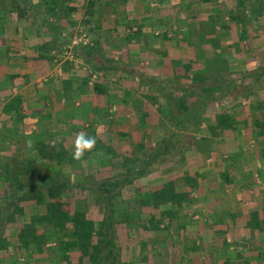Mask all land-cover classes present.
Here are the masks:
<instances>
[{"label":"rangeland","instance_id":"rangeland-1","mask_svg":"<svg viewBox=\"0 0 264 264\" xmlns=\"http://www.w3.org/2000/svg\"><path fill=\"white\" fill-rule=\"evenodd\" d=\"M230 1L235 7L236 4L233 0H160L155 2L152 0H67L66 5H73L76 9L70 15L65 12V5L63 6L61 3H59V9L56 12L58 15H53L46 11L40 0H29L27 2V5L33 4L29 8L33 20L36 22L35 29L32 33L29 32V36L43 37L45 42L53 37L57 39L54 42V48L49 53L53 56V59L48 61L53 62L58 70L64 71L65 75L72 77L71 81L66 84L69 90H72L77 84H81L80 87L83 88V91L87 89L91 91L90 88H93V82L101 83L102 80L108 82L111 89L119 88V82L112 72L108 73L107 70H99V66H97L98 59L112 62L118 60L121 64L126 61L131 49L140 51L143 40L148 42V40L154 41V39L158 38L161 41L160 46L165 47L162 51L164 60H171L169 63L166 62L164 64L165 71L169 76L168 82L165 81V85L171 84L173 86V92L171 91L167 95L169 94V98L174 100V104H179L180 106L182 103L192 104L196 100L197 95L190 86L195 85L200 91L211 92L217 83L224 81L221 78L222 75L231 76L230 78L234 77V80H236L235 84L240 85L234 91L235 97L221 100L215 99L217 108L221 110L229 109V112L236 119L238 128L236 137L240 142L238 150H236V138H230V132H227V139L230 138L229 140H222L221 142L214 140L212 142L209 139L211 136L219 139L222 135L220 131L218 135L214 136L208 130L207 123L210 122H208L209 118L212 117L211 119H213V114L206 110L207 107L203 109L206 111L201 116L202 118L198 116L195 117L194 121H182L179 116L173 115L172 112L169 113V108L171 107H168L167 104L165 105V102H159V99H156L158 112L156 114L153 113V116L147 114L156 122L154 123L156 127L153 130H147L146 133L143 132L142 135L139 134V136L140 140L145 143L143 149L146 148L147 144L150 146L158 141L163 142V147L161 154L157 155L158 159L146 166L150 173L138 178L134 184L138 188L141 184L155 187L161 182L170 180L172 174L178 173V177L175 178L178 182V188L187 189L191 198L189 197L190 201L184 204L187 208H178L172 218H166L163 221L161 224L162 229L156 231H147V229L133 230L128 235V229L125 230L122 225L117 239V250L118 253H121L122 264H164V258L169 264H171V260L175 261L174 264H179L183 258H180L179 255L185 250L186 244L190 242L187 238L190 235L186 231L206 232V228L208 229V227H205L206 220L209 218L211 207L214 206L215 213L219 214L222 212V219L220 221L217 220V224H211L210 228L211 231L218 232V236L222 237L219 232L225 233L227 239L234 241L235 232L240 234L244 229L246 234L264 236V206H262L264 202L261 203V201H264L261 200V198H264V178L255 176L254 173L250 172L264 170V154L262 153L264 137L257 136L253 132L252 127L254 118L264 119V78L259 77L260 83L252 85V77L249 75L251 72L255 74L261 70L259 68L263 67L264 46L260 40L252 42L250 39L248 42L239 43L238 36L235 33L236 26L231 31L221 28L222 13L227 14L226 12L231 6V4L229 6ZM248 12L249 10L247 14ZM223 18L229 20L227 15L223 16ZM148 20L152 24L148 25V29L152 33L150 37L152 38L142 39L140 35H132L133 32H138L136 31L137 29L143 30L141 26ZM5 22V19L2 20L3 26ZM64 23L67 25H64ZM41 24L47 25L46 28L42 27L39 29ZM10 26L14 28L15 25L12 24ZM251 27L253 29L257 27L263 28L264 15L254 19ZM10 31L12 32L13 30L10 29ZM60 31H62L61 38L58 37ZM164 33H167L168 37L163 38ZM128 35L132 36V38ZM216 38L219 41H216ZM74 41H77V43ZM185 43H188L189 47L191 46L192 54L187 50ZM172 45L175 48H172ZM203 46H205V49ZM80 48H83V51H80ZM110 50L119 52L118 57L115 58L113 56L115 59L108 58ZM51 63H49L50 66ZM106 68L108 69V67ZM86 81H90V83L85 85L84 82ZM173 108H175V105ZM137 113L135 114L137 115ZM142 114L146 115V113L139 112L137 116ZM206 117L208 118L207 121H205ZM92 123V121H84L83 126L81 125L77 128L78 130L82 127L83 130L80 133L93 137L96 143L90 151H85L81 160L76 162L75 171L84 175H94L99 168V157L103 158L105 165L114 166L113 171H117L118 165H112V162L118 164L119 161H112L111 158L116 157L115 153H120L118 151H121L124 146L121 144L125 143L126 140L123 139L124 137L118 138L117 143L119 145H114L115 147L111 142L110 150L113 152L109 153V145H103L105 139L102 140L103 136H100L104 133V128L99 131L92 126L94 125ZM92 131H95V134L91 136L90 133ZM232 134L235 133L232 132L230 135ZM125 137L128 138V136ZM71 140H68L66 144L65 141H63V144L53 140L49 144L51 155L68 152L73 157L75 139ZM11 147L17 149L16 146L7 147L6 150H3L4 158L9 157L8 159L12 160L11 163L15 166L16 171L23 166L17 162V160L23 158V155L20 151L9 153L8 150ZM1 150L2 148H0ZM25 152L26 156L38 155L37 150L32 151L34 154L32 153L31 155L27 150ZM122 152L125 151L122 150ZM214 153L218 155L217 159L210 160L209 156ZM39 160L38 165L41 163L52 164L49 159L39 158ZM105 165L101 171H107L109 166ZM233 165L235 166L233 167ZM241 165H245L246 168L250 169L249 176L251 175V178H254L252 180L256 181V183L260 182V184L254 186V188H247L245 191L248 192L241 193L237 200L242 204H244L243 202L247 203L246 201L256 203L259 213L252 211L249 216L247 215L249 211L241 206L244 212H248L245 214L236 210L238 215H240L238 216L240 218L237 219L240 223L238 224L232 216L230 217L229 215L227 217L226 212L228 213L229 210L222 208V201H230L228 187L232 186V183H224L222 179L224 173H221L222 171L219 172V169L223 168V171L230 170V173L233 169H236L237 172L241 170ZM42 166V168H46L45 165ZM15 171L12 173H15ZM185 175H195L200 181L199 187L194 189V187L190 188V186H187L184 180ZM205 175H212V178H210L212 183L209 181L208 176ZM214 175L217 178L216 176L213 177ZM157 176L158 179H156ZM92 178L95 179L96 176L94 175ZM4 180L3 177L0 178V206L3 205L5 196L3 190L5 187V184H3ZM206 180L209 181L208 185L204 184ZM121 194L124 201V199L134 197L136 191H133L132 187H125L124 190L122 189ZM141 195L142 193L140 192L138 195L139 199ZM231 199L234 200V196ZM201 207H204V210L199 211ZM99 209L100 207L92 202L90 203L89 214L93 218L98 219ZM190 210L191 212L196 210V214H198L194 224H189V218H185L186 215L187 217L189 216L188 211L190 212ZM200 212H203L202 215ZM148 216L146 213L143 215L144 218ZM247 218L250 221L247 222ZM230 219H235L234 223ZM252 228H255V230ZM201 236L200 234L196 237L201 239L199 244L203 245ZM247 242L239 243L240 249L238 250L240 253L238 257L230 256L232 254L231 247L226 248L228 253L226 252L224 256L227 255L229 257L227 260L231 264H241V262L242 264H264V244L263 246L252 248V240H247ZM218 243L221 244L222 242L219 240ZM224 243L228 244V241H223V245ZM13 252L14 258L19 262L18 264H51L49 261L45 262V260L37 259L41 258V255L36 254L35 257L27 256L24 248L15 249ZM166 252L171 255L175 254L176 257H167ZM183 260L185 259L183 258ZM9 262L11 260L1 264H8ZM222 262L221 260L217 264H223ZM85 264L88 263L86 262ZM189 264L202 263L190 259Z\"/></svg>","mask_w":264,"mask_h":264},{"label":"trees","instance_id":"trees-1","mask_svg":"<svg viewBox=\"0 0 264 264\" xmlns=\"http://www.w3.org/2000/svg\"><path fill=\"white\" fill-rule=\"evenodd\" d=\"M28 1L0 0V27H3L2 20L8 18L23 26L34 27L36 22L29 8L33 4L27 5ZM40 1L46 11L53 15H58L56 12L59 3L65 5V12L68 15L76 10L73 5H66L67 0ZM233 2L236 4L235 7L230 1L229 6L230 4L231 6L227 14L222 13V17L219 15L223 19L221 28L231 31L236 26L235 33L239 43L248 42L250 39L252 42L260 40L264 46V27L256 29L251 27L254 19L264 15V0H233ZM225 15L229 20L223 18ZM46 26L41 24L39 29ZM56 40L53 37L40 46L44 53H40L43 59H53L49 53L54 48ZM215 40L219 41L217 38ZM80 49L83 51V48ZM259 69L261 70L255 74L252 72L249 74L252 77V85L260 83L259 77L264 78V65ZM230 77L222 75L224 81L217 83L211 92L200 91L195 85L190 86L197 95L192 104L182 103L181 106L174 104V100L165 93L166 104L171 107L169 113L179 116L182 121H194L195 117L203 116L215 103V99L236 96L234 91L240 85H236L234 77ZM84 83L88 85L90 81ZM93 90L99 95L105 93L101 83L97 81L93 82ZM174 105L175 108L172 109ZM205 107L207 109L203 110ZM147 117V114H142L141 118H138L139 122L145 125ZM211 118L208 120L206 117L205 121H210L207 123V128L214 136L218 135V131L236 133L238 130L236 119L229 109L217 111L213 114V119ZM252 127L257 136L264 137V119L254 118ZM90 134L94 135L95 131ZM131 134L122 132V136H128L127 139L131 141L132 149L130 148L129 151L132 154L115 153L114 158L119 159V163L111 162L112 165H118L117 171H113L114 166L105 165L102 159L98 161L99 168L94 173L95 179L92 178L93 174L84 175L76 172L75 164L78 160L73 159L68 152L51 155L49 145L43 141L35 145L38 155L31 157L26 156V152L21 153L23 158L17 162L23 166L18 167L16 171L11 163L12 160H9V157L4 158L3 150L6 149H2L0 178L5 179L3 182L5 196L3 205L0 206V214H2L0 215V264L8 260H11L8 264H18L13 252L18 248H24L29 257L41 255V258L37 259L49 261L51 264H85L86 262L122 264L121 253L117 250V239L122 225L125 230L128 229V235L133 230L139 229L156 231L162 229L163 221L173 217L178 208H184L185 202L190 201V192L178 190L177 181L170 179L155 187L141 184L138 188L134 184L138 178L150 173L146 166L158 159L157 155L161 154L163 142H154L150 146L147 144L143 149L145 143L143 141L135 143ZM114 138L110 135L109 139L114 142ZM110 148L108 146L109 153L113 152ZM262 153L264 154V149ZM39 158L49 159L52 164L41 163L46 166L42 168L41 164L38 165ZM104 165L109 166L107 171H101ZM13 171L15 173H12ZM222 173H224L222 176L224 183H231L233 178L229 172ZM184 180L190 188L197 189L200 185L196 176L185 175ZM125 187H132L136 194L123 201L121 193ZM140 192L142 195L139 199ZM92 202L100 207L98 219L89 214ZM145 213L149 215L147 218L143 217ZM222 261L223 264H231L228 260Z\"/></svg>","mask_w":264,"mask_h":264},{"label":"crops","instance_id":"crops-1","mask_svg":"<svg viewBox=\"0 0 264 264\" xmlns=\"http://www.w3.org/2000/svg\"><path fill=\"white\" fill-rule=\"evenodd\" d=\"M12 24L15 25L14 28L10 26ZM148 25H152L150 20L142 24L141 28L143 30L137 29L136 31L138 32H133L132 35H140L142 39L152 38L150 37L152 33L148 29ZM10 29L13 31L11 32ZM34 29L35 27L23 26L18 22L12 21L10 18L6 20L3 27H0V148L6 149L9 146H16L17 149L11 147L8 152L16 153L20 151L23 153L27 150L31 155L32 153L34 154L32 151H35L34 148L37 142L43 141L49 145L53 140H56L57 143L63 144V141H65L66 144L71 138V141H73V138H76V134L83 130L82 127L78 130L77 128L81 125L83 126L84 121H92V124H94L92 126L95 129L97 128L100 131L101 128H104V133H99L101 137L103 136L102 140L105 139L103 145H111L110 135L115 137V141L112 142L113 146L119 145L117 138L124 137L123 139L126 142L121 144L124 145L122 150L129 153L127 149L131 148L132 144L127 137L122 136V132L132 133L134 142L137 143L141 141L139 134L142 135L147 130L155 129L156 124L154 125V123L156 122L152 120L150 115L153 116V113L156 114L158 112L156 99H159V102H165L164 104L166 105L164 94L173 92L171 84L165 85V81L168 82L169 76L165 71L164 64L166 62L169 63L171 60H164V53L162 51L165 47L160 46V38L154 39V41L148 40V42L143 40L142 46L139 49L140 51L131 49L130 55L126 54L127 59L121 64L118 60L112 62L110 60L100 61L98 59L97 66H99V70H107L108 73L112 72L119 82V88L111 89L108 82L102 80L101 86L105 93L99 95L92 87L90 88L91 91L88 89H84L85 91H83V88L80 87L81 84H77L72 90L67 88L66 84L68 81H71L72 77L70 78V76L65 75L64 71L55 68L53 62L51 63L48 59H43L40 56V53H43L40 46L45 44V39L43 37H30L29 32L32 33ZM130 37L132 38V36ZM166 37L168 35L164 33L163 38ZM185 44L188 48L187 50L192 54L191 46L189 47L188 43ZM171 47L175 48L173 45ZM203 47L205 49V46ZM113 51L110 50L108 52V58L113 59L114 57H118L119 52ZM48 62L51 63V66ZM216 106V103L211 105L208 112L210 111L211 114H214L217 111H223ZM137 112L150 114L146 119L145 125L139 122L141 116H137ZM134 114L135 116H133ZM218 132L220 133V131ZM230 134V138H236V150H238L240 142L237 140L236 133ZM221 135L222 137L219 139L213 136L209 137V139L212 142L214 140L221 142L222 140L230 139H227V131L221 132ZM122 150L118 152H122ZM34 156L35 154L31 155V157ZM217 156L216 153L211 154L209 159L216 160ZM101 159L103 160L101 157L98 158L99 161ZM114 160L119 161V159L115 158L112 161ZM222 169H219V172H223ZM249 170L245 165L241 167L240 171L236 172V169H233L232 174L230 170H227L231 178H233L231 181L232 186L228 187L230 201L224 200L221 205L225 210H229L227 213L223 209L227 217L229 215L230 217L232 216L238 224L240 223L237 219L240 218L238 217L240 215H238L236 210L245 214L249 211L247 215L249 213L252 214V211L259 213L256 203L246 201L247 203L243 202L244 204H242L237 200L241 193L248 192L245 191L247 188H254V186L260 184V182L256 183V181L252 180L254 178H251V175L249 176ZM250 172L254 173L255 176H262L264 178V170ZM177 175L179 174H172L170 179L177 181L175 179L178 177ZM238 175L240 176L237 177ZM208 178L211 182L210 178H212V175L208 176ZM156 179H158V176ZM209 181L206 180L204 184L208 185ZM178 190L188 191L185 188H178ZM233 196L234 200L231 199ZM261 200H264V198H261ZM167 206L170 207V205ZM241 206L248 211L244 212ZM262 206H264V203ZM170 208L176 209L173 206ZM184 208H187V206H184ZM214 208L215 206L211 207L209 218L206 220L205 227H208V229L206 228V232L203 233L196 230L186 231L190 235L186 236L190 242L184 247L185 252L183 251L179 255L180 258L183 257L185 259L183 260L182 258L179 264H189L190 259H194V261L196 260V262H201L202 264H217L221 260L229 258L227 255L224 256L227 252V247H231L232 254L230 256L238 257L240 244L250 239L252 240V248L263 246L264 236L246 234L245 229L240 234H236L235 232L234 241L227 239L225 233L219 232L222 236L220 237L218 236V232L211 231V224H217L222 219V212L217 214ZM202 209L204 210V207L199 208V211ZM202 213L200 212L201 215ZM188 215V217L187 215L185 217L189 218L188 223L194 224L196 222V215H198L196 214V210H192V212L191 210L190 212L188 211ZM235 219H230V221L234 223ZM248 221H250L249 218H247ZM200 234L202 235L200 238L203 239V245L199 244V240L201 241V239L197 238ZM219 240L222 242L221 244L218 243ZM226 240L228 244L224 243L223 245V241L225 242ZM195 241L197 242L195 243ZM165 254L170 258L176 257L175 254L171 255L167 252ZM164 260V264H167L166 258ZM174 262V260H171V264H174Z\"/></svg>","mask_w":264,"mask_h":264},{"label":"clouds","instance_id":"clouds-1","mask_svg":"<svg viewBox=\"0 0 264 264\" xmlns=\"http://www.w3.org/2000/svg\"><path fill=\"white\" fill-rule=\"evenodd\" d=\"M95 143L96 141L93 137L87 136L84 133H77L74 142L73 159L80 160L85 151H90Z\"/></svg>","mask_w":264,"mask_h":264},{"label":"built area","instance_id":"built-area-1","mask_svg":"<svg viewBox=\"0 0 264 264\" xmlns=\"http://www.w3.org/2000/svg\"><path fill=\"white\" fill-rule=\"evenodd\" d=\"M75 43H77V41H74Z\"/></svg>","mask_w":264,"mask_h":264}]
</instances>
